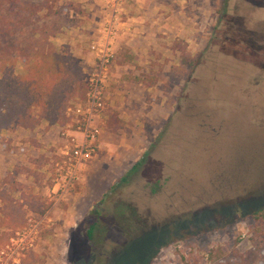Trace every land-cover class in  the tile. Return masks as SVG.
Here are the masks:
<instances>
[{"label": "rangeland", "instance_id": "374dc122", "mask_svg": "<svg viewBox=\"0 0 264 264\" xmlns=\"http://www.w3.org/2000/svg\"><path fill=\"white\" fill-rule=\"evenodd\" d=\"M59 2L69 6L71 17L83 10L76 0ZM174 2L159 10L149 0L147 8L151 19L168 18L172 29L156 25L135 58L126 44L105 63L103 72L114 78L103 84L95 120L98 153L81 165L79 179L65 184V139L81 138L70 130H83L73 111H67L66 124H55L65 139L57 140V130L49 145L38 142L33 130L1 132L0 187L8 193L0 202L4 261L214 264L252 247L264 230V224L237 215L224 226L223 216L224 205L264 191V181L254 180L250 190L224 196L225 181L242 180L249 167L253 176L264 165V0ZM147 12L129 14L142 18ZM71 25L53 42L79 59L76 50L94 51L98 27ZM184 56L192 57V64ZM123 58L130 65L118 72ZM83 60L89 80L101 60L95 54L91 62ZM28 65L18 57L16 72L24 73ZM110 116L118 128L108 126ZM45 123L39 131L49 128ZM47 204L44 214L32 210ZM95 207L101 225L89 241L88 217ZM137 235L144 237L129 242ZM128 242L141 252L139 262L133 252L120 258ZM260 253L257 264H264V244Z\"/></svg>", "mask_w": 264, "mask_h": 264}, {"label": "trees", "instance_id": "16d2710c", "mask_svg": "<svg viewBox=\"0 0 264 264\" xmlns=\"http://www.w3.org/2000/svg\"><path fill=\"white\" fill-rule=\"evenodd\" d=\"M68 7L59 0H0V134L18 127L35 130L44 121L48 122V127L64 125L68 121L67 111L73 103L87 99L90 83L81 60L53 42L64 27L73 23ZM18 57L29 62L24 73L16 72ZM184 60L192 64L193 59L184 56ZM116 120L110 116L108 126L118 128ZM119 122L122 124L123 121L119 119ZM140 164L141 160L133 165L132 170ZM249 168V173L242 180L233 176L229 182H224V196L250 190L255 187L256 180L264 181V165L253 176L250 171L254 167ZM129 172L131 170L121 178L122 182ZM7 194L0 187V202L5 201ZM246 197L235 204L224 205V226L234 222L236 215L239 218L251 217L264 224V191ZM49 207L47 204L32 210L44 214ZM100 216V208L95 207L88 217L90 222L86 232L89 241H94L95 232L99 230ZM143 237L137 235L129 242ZM129 242L120 258L133 252V257L139 262L141 252L131 250ZM263 244L264 230H261L254 237L252 247L243 252L234 250L232 260L214 264H257Z\"/></svg>", "mask_w": 264, "mask_h": 264}, {"label": "crops", "instance_id": "0c3cea01", "mask_svg": "<svg viewBox=\"0 0 264 264\" xmlns=\"http://www.w3.org/2000/svg\"><path fill=\"white\" fill-rule=\"evenodd\" d=\"M77 3L83 8L81 13H76V17L72 20V22H76L78 25V29L83 28L84 30L86 28H89V26L95 28L98 27L94 34L92 35L94 44L97 46L99 45V48L106 47L108 48V51L113 53L121 48V46H125L130 48V52L132 55L138 53L139 51L143 50L144 41H147L146 39L150 38V30L155 28L157 26H169L171 21L168 18L163 17L162 19L154 20L151 19L149 16V10L147 8H150L149 6V0H76ZM153 4H154V0ZM130 2L132 4H130ZM174 0L172 3L169 2V0L164 1H157L154 5L158 4L159 10H165L166 7L169 6V4H174ZM147 9V10H146ZM132 10H138L141 13H146L147 16H142V18H138L136 16L130 15L129 13ZM73 16V15H72ZM77 20V21H76ZM75 25V23H74ZM71 33L75 31V26L71 25ZM169 29H172V26H169ZM86 31L82 32V35H84ZM87 35V34H86ZM77 41H83V36L80 37ZM103 48V49H104ZM83 51L81 49L76 50L75 55L82 61H85V63L91 62L90 60L93 58V54L96 56L99 53V50H94L93 52H87L86 54L82 53ZM84 54V55H83ZM83 55V56H82ZM130 58H133L130 56ZM133 58V59H134ZM127 63V64H126ZM125 65H130V62H128L127 58L121 59L118 65V72L119 70H122L121 67H124ZM104 72V84L105 86H109L110 83L113 80V73L109 71ZM117 73L114 75L116 76ZM105 90V89H104ZM99 116V112L97 117ZM45 124H48L46 122ZM59 128L56 125H52L46 130H43V132L39 131V128L37 127L34 132H36L34 135L35 138L38 140V142L49 145L50 139H53V136H55L58 130V139L57 140H64L65 138L59 136ZM32 132V131H31ZM72 133H78L77 131L70 130ZM67 139H65L66 141ZM60 142V141H59ZM98 153V152H97ZM96 153V154H97ZM96 154L93 156V158L96 156ZM92 158V159H93ZM91 160V159H90ZM89 160V161H90ZM88 162V161H87ZM85 162L84 164H86ZM81 173V172H80ZM80 177H78L79 179Z\"/></svg>", "mask_w": 264, "mask_h": 264}, {"label": "built area", "instance_id": "2783aa9c", "mask_svg": "<svg viewBox=\"0 0 264 264\" xmlns=\"http://www.w3.org/2000/svg\"><path fill=\"white\" fill-rule=\"evenodd\" d=\"M94 44L92 48L99 50L97 57L101 60V68L95 72L90 78V90L87 100L77 103L68 109L73 111L77 116L76 122L83 127L82 131H77L82 134L81 138L71 134L66 140L63 156L65 158L66 177L65 184L71 183V180L78 179L80 167L83 163L89 161L97 153L98 135L100 133L99 126L95 123L99 109L103 106V84H104V65L112 56L108 48H99ZM104 48V49H103ZM7 249L0 251V264H9L8 260L4 261L3 257L7 255Z\"/></svg>", "mask_w": 264, "mask_h": 264}]
</instances>
